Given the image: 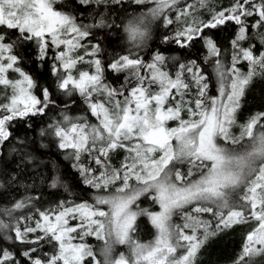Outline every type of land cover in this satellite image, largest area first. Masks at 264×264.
Wrapping results in <instances>:
<instances>
[{"label": "snow or ice", "instance_id": "snow-or-ice-1", "mask_svg": "<svg viewBox=\"0 0 264 264\" xmlns=\"http://www.w3.org/2000/svg\"><path fill=\"white\" fill-rule=\"evenodd\" d=\"M80 8L90 23L79 22ZM161 28L177 54L150 47ZM113 32L126 45L109 59ZM29 60L49 64L48 86L25 70ZM258 77L264 0H0V146L17 123L32 128L54 110L56 93L78 96L85 114L65 104L39 135L93 190L90 201L45 208L25 196L0 208V264H199L201 250L237 226L250 230L233 264L264 257V111L241 120ZM17 148L37 159L24 141ZM48 179L56 189L65 177L57 169ZM141 218L155 231L146 242Z\"/></svg>", "mask_w": 264, "mask_h": 264}, {"label": "trees", "instance_id": "trees-1", "mask_svg": "<svg viewBox=\"0 0 264 264\" xmlns=\"http://www.w3.org/2000/svg\"><path fill=\"white\" fill-rule=\"evenodd\" d=\"M76 14L81 17V23H90L92 21L93 13L91 10L85 12L83 8H80ZM117 14L116 11H113L108 17L109 21L115 19ZM132 14H134V6L129 7L127 15L130 16ZM126 18V16L121 15V19ZM120 22L121 20H116L117 24H120ZM165 32L166 30L161 28V34L159 36L154 34L153 41H150L149 45L152 48H160L161 50L167 48L166 54L175 55L177 54L175 46L169 47L162 44V35ZM221 35L223 38L225 34ZM99 38L100 36L98 35L97 39ZM118 44L126 45L124 35L122 32L118 35L113 32L111 38L105 43L109 59L114 48L117 52L120 51V48L117 47ZM149 55L150 53L146 49L144 58H149ZM242 69L247 71V66L242 65ZM25 70L33 75L41 85L48 86L53 80L49 72V64L47 63L41 66L29 60ZM108 79L114 85H119L122 77L114 78L112 74H109ZM35 94L40 95L38 90ZM55 98L57 104L54 110L49 111L46 116L37 117L33 121H29L28 123L33 125L32 128H27L24 123H17L13 130L14 139L6 145L0 146V184H3L0 192L6 194L3 198H0V208L11 207L13 200L25 196L38 197L39 200L36 202V206L43 205L45 208L52 207L61 200L70 202L91 200L93 190L88 189L86 185L79 182L75 169L70 167L71 162L65 159V154L55 146L54 142H50L53 138H42L39 135L41 128L60 116L61 109L64 108L65 104L68 106L69 114L74 113L76 110H79L81 114L86 112L82 98L78 96L70 98L62 93H56ZM245 99L246 103L241 120L247 118L253 112L264 111V79L256 78L254 86L247 91ZM234 131L238 133V129ZM21 140L29 145L28 150L32 151L37 157L34 162L22 159V153L17 148V143ZM33 141H35V145H33ZM37 148L39 149L38 151H36ZM57 169L63 174L65 180L63 186L53 189L49 186L51 180L48 178L55 175ZM14 177H18V179L14 180ZM141 207L153 206L150 201L143 200ZM156 209L154 208V210ZM20 211L16 215H19ZM0 219L8 221L6 216H0ZM139 224V238L145 242L151 240L155 231L150 222L147 218H141ZM249 230L250 228L247 226H237L214 238L198 255L199 264H233L241 252L244 236ZM86 242L93 246L99 245V242L94 237L86 238ZM51 251L52 249L47 245L42 250V252L48 253H51ZM119 251L121 250L119 249ZM254 264H264V257L254 259Z\"/></svg>", "mask_w": 264, "mask_h": 264}, {"label": "rangeland", "instance_id": "rangeland-1", "mask_svg": "<svg viewBox=\"0 0 264 264\" xmlns=\"http://www.w3.org/2000/svg\"><path fill=\"white\" fill-rule=\"evenodd\" d=\"M80 54H83V52H80ZM148 57H150V55H149ZM147 59H148V58H147ZM78 67H80V66H78ZM213 95H215V92L213 93ZM4 102H6V101H4ZM71 115L79 116V115H84V114H81L79 110H76V111H75L74 113H72ZM156 210H158V208H157ZM176 222L179 223L180 220H179L178 218H176ZM73 223H74V222H73ZM152 239H153V238H152ZM148 241H149V240H148ZM121 248H122V247H121ZM121 248H120L121 251H126L124 248H122V249H121ZM256 258H258V257H256ZM256 258H254V259H256Z\"/></svg>", "mask_w": 264, "mask_h": 264}, {"label": "bare ground", "instance_id": "bare-ground-1", "mask_svg": "<svg viewBox=\"0 0 264 264\" xmlns=\"http://www.w3.org/2000/svg\"><path fill=\"white\" fill-rule=\"evenodd\" d=\"M81 22V21H80Z\"/></svg>", "mask_w": 264, "mask_h": 264}]
</instances>
